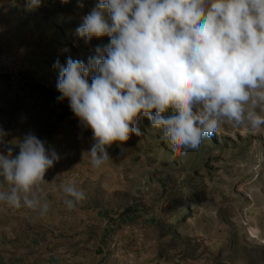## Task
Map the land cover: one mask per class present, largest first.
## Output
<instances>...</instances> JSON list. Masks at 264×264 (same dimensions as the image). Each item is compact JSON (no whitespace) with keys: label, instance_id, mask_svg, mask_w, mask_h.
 Wrapping results in <instances>:
<instances>
[{"label":"rangeland","instance_id":"obj_1","mask_svg":"<svg viewBox=\"0 0 264 264\" xmlns=\"http://www.w3.org/2000/svg\"><path fill=\"white\" fill-rule=\"evenodd\" d=\"M0 0V126L7 139L31 132L61 157L45 174L50 210L0 203V254L31 246L56 264H264V130L224 125L198 150L174 153L142 117L121 155L94 169L92 131L68 100L58 101L57 59L94 55L108 37L86 44L75 34L96 0ZM18 152V149L16 150ZM87 199L72 210L63 186Z\"/></svg>","mask_w":264,"mask_h":264},{"label":"clouds","instance_id":"obj_2","mask_svg":"<svg viewBox=\"0 0 264 264\" xmlns=\"http://www.w3.org/2000/svg\"><path fill=\"white\" fill-rule=\"evenodd\" d=\"M43 4L25 0V9ZM75 34L86 44L109 38L87 64L68 56L53 65L57 100L92 131L94 169L114 144L123 155L130 136L143 135L142 117L183 155L224 125L264 130V0H96ZM8 135L0 126V203L46 215L45 174L61 157L31 132ZM62 190L69 210L87 199L75 184Z\"/></svg>","mask_w":264,"mask_h":264},{"label":"crops","instance_id":"obj_3","mask_svg":"<svg viewBox=\"0 0 264 264\" xmlns=\"http://www.w3.org/2000/svg\"><path fill=\"white\" fill-rule=\"evenodd\" d=\"M0 264H56L53 256L31 246L10 248L9 254H0Z\"/></svg>","mask_w":264,"mask_h":264}]
</instances>
